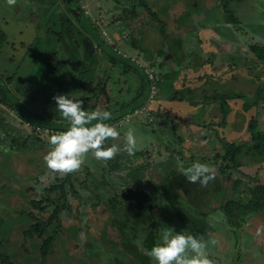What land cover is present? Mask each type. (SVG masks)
<instances>
[{
  "label": "rangeland",
  "instance_id": "rangeland-1",
  "mask_svg": "<svg viewBox=\"0 0 264 264\" xmlns=\"http://www.w3.org/2000/svg\"><path fill=\"white\" fill-rule=\"evenodd\" d=\"M52 1L54 3L50 4L51 8L48 15L60 13L59 10H61L64 15H69L72 27L77 31L79 30L81 36L86 34L94 43L100 46L101 50L103 49L105 55L115 54L116 52L113 51H116L115 48H118L135 60L133 61L130 58L132 61V68H130L126 65V61L116 56V65L110 62L105 63L102 69H98L96 77L107 78L109 80L106 85L108 87L104 95L101 96V101L109 102H107L108 104L105 106V109L111 113V118H116L112 120L111 125H119L120 128L118 130L122 134L129 127L133 128L137 136L138 150L134 155H129L123 150L119 152V154L128 160L119 172L111 169L114 158L107 163L97 161L91 155L86 158L85 164L76 173L81 181L85 180L84 184L88 181V183L93 182L96 185L93 187L94 185L91 184V189H88V183H86L87 187L83 188V185L77 181L75 182L77 193H73L72 189H70V184L66 185L64 196L60 200H56L60 206V211H62L61 215L65 224L61 227V232H56L54 240V249L56 250L45 261H42L40 259L39 248L34 245L31 247V244H28L26 247L29 250L26 252L19 245L23 238L21 231L25 229V224L27 223V219H29L26 216V203L28 200H25L30 198L31 195L41 194L44 189L49 188L51 185L65 181L68 175H55L47 169L44 156L51 149V145L48 143L50 135H42L44 141H46L44 145L38 147L35 144L33 146L31 142H34L38 138L37 132L28 127L27 123L22 120L13 122V118L15 117L13 111H6V114L5 112H1L0 117L4 118V122L0 120V239H5L7 243H3V246H6L0 247V249L12 254L16 260V264H141V261L136 258L133 248L130 247L131 244H124L122 242V239L126 240L127 235L131 236L134 230L133 222L130 221L133 218L131 217L125 222L126 217L117 213V210L108 212L106 209L101 212L99 210V206L101 205L97 204L98 199L92 192V189H95V192L98 193L103 192L104 198L108 200L114 198L113 196L119 197L118 192L120 193L131 186L135 193L141 195L147 194L150 197L153 203L152 211L158 218L156 222L159 224L161 231L165 228H172L177 233L186 232V234L196 235L199 238L203 234L199 230H205L206 232L202 238L205 239L206 236H209V239L217 241L215 245H209L208 248L212 261L215 258L211 255L210 251L215 250L214 252H216V250H220L223 246V249L228 247L232 255L234 248L231 247V243L228 244L226 241L232 242L228 238L236 236L237 233L232 230L239 217L237 216V218L229 220L220 209L214 211V209H210L208 206L207 210L206 205L205 209H203L206 215H197L201 220H204L200 222L202 226L193 224L190 220H187L188 213L191 214L193 209L182 194L180 195L182 198L181 202L174 200L176 198V188L171 187L170 193L168 192L169 194H167L164 188L165 177L169 178L172 176L171 172L174 166H171V159H177L175 168L178 169V162L187 167L197 159H212L218 153L224 154L226 150L223 148L221 139L235 145L245 144L250 138L248 125L256 115L255 111L257 110L254 107V103L257 100L254 94L255 91H251L252 89L247 83L241 85L236 82L231 84L230 82L229 89L226 88L224 90H229L230 95L233 93L231 95L233 99L228 100L230 109L229 107L226 108L224 114L220 110L219 103L192 107L186 102H171L163 97L159 99L156 96L157 92L154 94V99L151 96L148 98L150 86L146 78L144 82L142 80V69L148 73L149 77H152L158 73V69L156 68L158 62L157 60L150 62L146 61L145 58L143 59L139 52L131 48L126 42L127 40H125L128 34L126 30L127 26L123 28L120 27V24L113 22L114 19L122 14L124 5L129 7L130 3L127 0ZM151 1V4L157 8L156 10L159 12V15L167 18L169 22L177 25L183 24L186 27L188 25L193 27L195 25V30L191 31L184 42V49L185 53L188 51L191 54L193 53L192 51H198L204 55L207 62L206 67H204L206 72L219 73L225 71L223 77L229 79L232 76L231 72H233V70L228 69L230 64L241 65L242 70L252 67L254 55L249 51L250 42L248 39L250 37L244 31H237L234 35L232 34V29H226L224 22L218 23L216 16L219 15V12L215 9V0ZM253 1L246 0L244 3H239L240 7H245L239 10L240 18L249 8L251 9L254 4ZM256 1H259L261 4L259 8H262V10L259 15L261 14V18L264 21V0ZM5 3H7L6 0H0V16L5 11L4 7L7 8ZM245 16H248L247 22L254 21L251 11ZM257 18L258 15L256 21ZM150 24L154 26L153 22ZM16 32L19 41L29 43L28 38L30 36L28 37L27 32L21 31L20 27ZM143 32L144 37L148 40V43L145 41L146 45L151 46L154 41L153 39L156 38L154 28L150 27L149 30H143ZM40 35L36 33L35 38L31 41V47H42L43 42L41 40L35 42L36 38ZM2 42L4 44V41L0 40V44ZM16 45L19 47L18 43ZM64 49L70 59V50ZM64 49L59 51L54 60L63 57L64 51L62 50ZM65 57L67 55L63 58L66 59ZM192 59V57H188L182 63L176 76L180 80L183 77H197L200 74V72H194L191 68L190 61ZM133 63L135 64L133 65ZM36 69L38 68L36 67ZM28 70L29 67L25 63L21 67L19 74L26 75ZM66 71L65 68L64 72ZM261 71L264 73V64L261 66ZM241 74L245 79L253 78L247 76L246 72H242ZM63 77H66V74H63ZM86 77L88 76L86 75ZM12 78L13 80L11 77H0V81L2 79L8 80L9 89L17 97L11 98L18 106L21 103L17 102L16 99L19 98L18 100L23 102L21 109L27 112L26 115H28V118L33 123L40 124L42 122L41 119L50 120L48 121L50 126H59L61 125L59 123H65L55 120L56 118H64L56 110L57 105L53 97L49 99V97L44 96L41 92L36 91L32 95L33 93L29 91L30 87L28 83H22L20 77ZM166 80L161 81L159 90L167 95L170 93L169 90L172 89V80ZM261 80L264 82V76L261 77ZM176 87L177 85H174L173 89H176ZM230 87L238 88L239 91L233 89L231 91ZM96 88L97 86L95 85ZM142 88L145 94L140 96ZM15 89L20 94H15ZM92 94L94 92H87L83 93L82 96L92 97L90 96ZM261 94L262 92H259L257 98H260ZM109 95L110 99L108 98ZM69 98L80 100L81 96L72 95ZM263 103L264 101H262V105ZM135 106H139L137 109L140 111L145 108L144 113L138 116L126 114L131 112ZM43 107H47L50 112L52 111L51 115L48 116L45 112L42 113ZM88 108L90 106H85L84 110L89 112ZM149 112L150 114L148 115ZM226 112H229L227 117L229 123L225 126L220 125L226 119ZM263 118L264 115H260V121ZM107 122L109 123L110 121ZM258 124L259 130L264 132V122H259ZM12 140H17L19 143L27 145V147L18 150V160H12L15 156L10 154L5 155V152L15 151L14 149L11 150L9 146ZM111 143V141H107L105 146ZM120 147L123 149V145H120ZM1 148H4V150ZM182 157L184 160L181 159ZM208 163L210 162L208 161ZM221 163L222 165L224 164L221 161L217 162V164ZM212 164H214V161ZM246 165L244 163L241 166L243 167L240 170L242 173L246 172L252 176H255V174L264 175V170H259L260 167L262 169V164L253 166L250 169L246 168ZM12 166L15 169H19L22 166L27 167V175L23 177L11 173ZM86 166L89 169L90 175L85 170ZM255 170H257L256 173ZM148 172L152 175L151 177L147 176ZM233 174L236 173L233 172ZM239 175L241 174H236V176ZM149 178L152 180H149ZM100 182H105V184L102 185L103 183L100 184ZM20 185L23 189H27L29 186L35 187L37 192L25 195L19 187ZM208 185L216 189L214 191L215 197L210 199V201H213L209 203L220 206L224 200L221 193L218 194L219 190L216 188L215 182L212 181ZM228 186L229 182L226 183L225 187L228 188ZM51 197L58 198V195L52 193ZM178 203H181L186 208L185 211L184 209H179L181 205ZM94 204H97V206H94ZM17 210L21 214H17ZM192 215L194 214L192 213ZM99 219L100 222H98ZM122 223L127 227L123 228ZM132 241L136 242L137 239L132 238ZM153 264H155V261H153Z\"/></svg>",
  "mask_w": 264,
  "mask_h": 264
},
{
  "label": "trees",
  "instance_id": "trees-1",
  "mask_svg": "<svg viewBox=\"0 0 264 264\" xmlns=\"http://www.w3.org/2000/svg\"><path fill=\"white\" fill-rule=\"evenodd\" d=\"M245 1L246 0H215L216 3H214L216 4L215 9L219 12V18L218 16L216 17L218 20L224 21L225 25L227 26L226 29H232L234 31H232V34L237 33V31H244L245 34H248V37H250L248 39L250 42L249 51L254 55L252 67L246 68V70H242L241 65H234V63L230 64L228 69L233 70V72H231L232 76L229 79H226V77H223L225 75V71H221V73H214L210 71V73L204 70L207 62L204 58V55L200 52L192 51L193 53L190 54V52L186 51L185 53L184 42L191 31L195 30V25L193 27L188 25L186 27L183 26V24L177 25L173 22H169L167 18L159 15V12L156 10L157 8L151 4V0H127V2L130 3V6L127 7L124 5L122 8V14L114 19L113 22L120 24V27L123 28L127 26L126 30L128 31V34L125 40H127L126 42L131 48L139 52L143 59L145 58L146 61L150 62H155L157 60L158 62L156 66L158 73L154 75L153 79H150L145 70L142 69V80L144 82L146 78L150 86V91L147 97H150L152 87L154 86L157 92L156 96H158L159 99L163 97L171 102H186L192 107L206 106L211 103H219L220 110L224 114L226 108L229 107L230 109V103L228 100L233 99L231 97L233 93L230 95V91H225L224 89H229L230 82L231 84L236 82L241 85H245L246 83L250 85V88L252 89L251 91H255L254 94L257 99L254 105H259V103L264 99V82L261 80V77L264 76V73H262L260 70L261 65L264 64V41H261L264 40V21L263 18H261V14L259 15L260 11L262 10V8L259 7L254 10L249 8L250 10L248 9L247 12L242 14L243 16L241 18L239 17V10L241 8H245L240 7V4L244 3ZM249 11H251L253 14L254 21L252 22L246 21L248 16L245 15L249 14ZM257 15L258 18L256 21ZM152 22L154 23V26L153 24H150ZM150 27L154 28V35H156V38L153 39L154 41L151 46H147L145 41L148 43V40L144 37L143 30H149ZM0 40H3L4 43L6 42L7 38L5 33L0 32ZM3 45L4 44L2 42V44H0V50L2 49ZM98 48L101 49L100 46H98ZM115 54L109 56L105 55V57H107V59H109L112 64L116 65V56H119V58L126 61V65L132 68L131 60L120 56L118 53ZM188 57L193 58L190 61L193 71L200 72V74H198L197 77H183L180 80L178 77H176L177 73L180 70L182 63ZM134 64L135 63H133V65ZM242 72H246L247 76L253 78L245 79L241 74ZM11 79L13 80L12 77ZM165 79L172 80V89L169 90L170 93L167 95L159 90L161 81ZM108 81L109 80L107 78L104 79L97 77L96 83H93L92 85L94 86V94L90 98L81 99L83 103H86L89 100L96 103L100 94L104 91ZM95 85L97 86L96 89ZM98 85L100 86L98 87ZM174 85H177L176 89H173ZM230 89L231 91H239V89L235 87H230ZM259 92H262V94L259 96L260 98H257V94ZM144 94L145 91L142 88L140 96H143ZM11 97L16 96L9 89L8 80L2 79L0 81V113L5 112L6 114V111L11 110L14 114H16V116L20 117L23 122L31 123L33 126L41 125L54 129H68L69 124L67 122L59 123L61 124L59 126H50V124H48V121L50 120L48 119H41L42 122H40V124L33 123V121L28 118V115H26L27 112H24L21 109L23 102L19 101V98L16 99L17 102L21 103V105L19 104L18 106ZM138 107L139 106H135L132 108L131 112H133ZM228 113L229 112H226V119L222 122L223 124L221 123L220 125L225 126L229 123V120H227ZM113 119L116 118H111L109 120L110 124L112 123ZM0 120H2L1 122H4L3 117H0ZM258 123L259 121L257 117L254 116L248 125L250 138L245 144L235 145L234 143H230L221 139L223 148L226 150L224 154L218 153L212 159L203 158L202 160L198 161L201 163L210 164L217 169V176L214 182L216 188L219 190L218 194L221 193L224 201L220 206L214 205L213 209L214 211H218L220 209L229 220H233L238 216L239 218L237 219V223L234 224L235 227H238V224L243 221L246 216L264 214V177L258 174L255 177L244 174L236 176V174L239 173V168L244 165V163L246 164V162L256 164L259 163L262 164L264 168V132L259 130ZM114 126L117 127V129L120 128L119 125ZM32 130L37 132L38 138L35 139L34 142H31V144L33 146L37 144L38 147L44 145L46 141H44L42 134L34 129ZM24 145L25 144H21L17 140H12L9 146L11 150L14 149L15 151L5 152V155L7 156L10 154L15 156L12 158V160H18V150L27 147V145ZM107 146H111V144ZM1 149L4 150V148ZM181 159L184 160L183 157ZM174 160L175 159H171V166L174 167L172 168L171 172L172 176H170L168 179L169 189L174 187L178 192H181L183 197H185L186 201L197 215H206V212L203 209H205V206L207 205L208 210V206L214 204L209 202H212L213 200L210 201V199L215 197V187H212L211 185H207V187H201L199 183L193 184L188 182V180L179 172V170L175 168L177 159L175 161ZM127 161L128 160L126 157L118 153L114 158L111 169L119 172L124 164L127 163ZM208 161L210 163H208ZM213 161L214 164H212ZM219 161L223 162L224 164H217ZM12 167L11 173L18 174L23 177L27 175V167L22 166L19 169H15L14 166ZM85 170L88 172L87 174L90 175L87 166L85 167ZM233 172L236 174H233ZM77 181L83 185V188L87 187L86 183H88V181L84 184L85 180L81 181L77 173L68 174L65 181L60 182L59 184L57 183L55 185H51L49 188L44 189V191H42V193L39 195H31L32 192H37L35 187L29 186L27 189H23L21 185L19 186L25 195H31L30 198L25 200H28L26 203V216L29 219H27L25 229L21 231L23 238L19 244L26 252L29 250V248L26 247L28 244H31V247L34 245L35 247L39 248V252L41 254L40 259L45 261L50 256V254L56 250L54 249L56 232H61V227L65 224L61 215L62 211H60V206L56 200H60V198L64 196L67 184H70V189H72L73 193H77L75 186V182ZM227 182H229L228 188L225 187ZM91 184L94 185L93 187L96 185L93 182L88 183V189H91ZM100 184L104 185L105 182H100ZM92 190L93 194L98 199L97 204L101 205L99 206V210H101V212L106 209L108 212L117 210V213H120L126 217L125 222L129 218H133L130 220L133 222L134 228L133 231L130 229L132 231L131 237L140 240V244L144 250H150L159 241L161 230L158 227L159 224L156 222L158 220L153 215V213L149 211V208L145 206L143 198L140 199L135 197L134 201L133 199H129L130 195L127 194L124 195L122 199L120 197L114 196L113 199L106 200L104 198L103 192L98 193L95 192V189ZM52 193H56L58 198H52ZM97 204H94V206H97ZM16 213L18 214L20 212L17 210ZM198 217L199 216H196L195 214H191V217H188L187 220L192 221L193 224L202 226L200 223L201 221L198 220ZM98 222H100V219ZM124 223L121 224L123 228L127 227ZM209 229H211V227H209ZM236 229L234 230L237 233ZM131 237L128 236L126 240L123 239V243L131 244L128 242ZM3 243L5 244L7 241L5 239H0V247L2 248L6 246H3ZM130 247L133 248L134 254L136 255V258L141 261V264L153 263L152 259L143 253L142 248L134 244H131ZM0 264H16V260L12 254L0 249Z\"/></svg>",
  "mask_w": 264,
  "mask_h": 264
},
{
  "label": "crops",
  "instance_id": "crops-1",
  "mask_svg": "<svg viewBox=\"0 0 264 264\" xmlns=\"http://www.w3.org/2000/svg\"><path fill=\"white\" fill-rule=\"evenodd\" d=\"M37 2L38 0H27V2H25V0H19L15 6H9L5 3L7 8L4 7L5 11L2 12L0 16V32L6 34L7 40L0 50V76L20 77L22 83L29 84V91L33 93L32 95H34L36 91L41 92L44 96L49 97V99H51L50 97L61 94L68 96L78 95L81 96V99L90 98L82 95L87 92L93 93L94 86L91 85L96 83L98 69H102L103 65L110 62V60L105 57L103 49H99L98 45L86 34L81 36V32L72 27L69 15H64L61 10H59L60 13L48 15L49 9L51 8L50 4L54 3L52 0H39L38 4ZM253 2L254 4L251 10L261 7L259 1L254 0ZM220 21L221 20H218V23L224 22ZM18 26L21 28V31L24 30V32L28 33V37L30 36L28 38L29 43H24L17 39L16 31L19 29ZM36 33L41 35L36 38L35 42L41 40V42H43L42 47H31V41L35 38ZM15 42L18 43L19 47ZM64 48L70 50V59ZM61 49H64L62 50L64 51L62 54L63 57L67 55V57H65L66 59L61 57V59L54 60ZM23 63H27L29 67L26 75L19 74L21 67L24 65ZM36 67L38 69H36ZM65 68L67 70L66 72H64ZM63 74H66V77H63ZM86 75L88 77H86ZM107 87L108 86H105L104 91L100 94L96 103L90 100L84 103V107L90 106V108H88L89 112L96 111L97 109L101 111L106 110L105 106L109 102H102L101 96L104 95ZM14 93L17 95L20 94L16 89ZM108 98L110 99V95ZM261 105L262 101L259 105L255 106L257 108L255 116L259 122H264V118L261 121L259 119L260 115H264V103L262 106ZM41 112H45V114L49 116L52 111L50 112L47 107H43ZM17 117L18 116L15 114L13 119L15 122H17V120H22L20 117ZM55 120L67 122L65 119L61 118H56ZM200 160L202 159H197L195 162ZM246 164L245 167L249 169L259 165V163L248 162H246ZM241 168L243 167L239 168V174L252 176L246 172L242 173L240 171ZM259 170H264V168L262 167L261 169L260 167ZM256 172L257 170H255V173ZM256 175L257 174H255V176ZM262 177H264V175ZM164 188H169L166 178ZM176 193L179 195L182 194L178 191H176ZM180 205L181 207L179 209H184L185 211L186 208L182 204ZM209 208L213 209L214 205H209ZM192 213L197 216L194 211ZM191 214L188 213L189 218ZM154 216L156 217L155 214ZM198 220L202 222L199 217ZM238 225V227L234 226V229L237 228L236 236L228 238L231 239L232 242L225 240L228 244L231 243V247L234 248L232 255L228 247L223 249L224 246L220 250H216V252H214L215 250H211L210 253L215 258L213 264H264V214L246 216ZM234 229L232 230L233 232H235ZM199 231L203 233L201 234L202 236L206 232L201 229ZM202 236L199 238H202ZM205 239H209V236H206ZM128 241L142 248L140 240L137 239V241H133V243L131 240ZM142 251L145 253L143 248ZM210 257L209 254V258Z\"/></svg>",
  "mask_w": 264,
  "mask_h": 264
},
{
  "label": "clouds",
  "instance_id": "clouds-1",
  "mask_svg": "<svg viewBox=\"0 0 264 264\" xmlns=\"http://www.w3.org/2000/svg\"><path fill=\"white\" fill-rule=\"evenodd\" d=\"M6 2L9 6L17 4V0ZM53 100L57 105L56 110L68 122L69 127L66 131L52 134L48 139L51 149L44 156V161L50 173L60 176L76 173L89 155L97 161L107 163L121 150L129 155H134L138 150L133 128L129 127L122 134L117 127L106 123L111 119L109 111L97 109L88 112L84 110L82 100H74L63 94L54 96ZM107 141L112 142L111 146H105ZM120 145H123V149ZM178 170L188 182L199 183L201 187H207L217 176L214 166L198 161L188 167L178 162ZM147 176L152 175L148 172ZM216 243L215 239L206 240L165 228L161 231L159 241L150 250L145 249V254L155 264H213L208 248Z\"/></svg>",
  "mask_w": 264,
  "mask_h": 264
},
{
  "label": "built area",
  "instance_id": "built-area-1",
  "mask_svg": "<svg viewBox=\"0 0 264 264\" xmlns=\"http://www.w3.org/2000/svg\"><path fill=\"white\" fill-rule=\"evenodd\" d=\"M115 52L116 53H118L120 56H123V57H125L126 59H129L130 60V58L133 60V58L129 55V54H127V53H124L123 51H121L120 49H118V48H115ZM133 61H135V60H133ZM147 73V72H146ZM148 74V73H147ZM149 76V75H148ZM150 79H153L154 78V76H152V77H149ZM154 94H156V88L153 86L152 87V92H151V94H150V96H151V98L153 99L154 97H155V95ZM145 109V108H144ZM144 109L143 110H138L137 108L133 111V112H130V113H132V114H130V113H126V114H129V115H131V116H133V115H139V114H141V113H144ZM150 114V112L148 113V115ZM128 115V116H129ZM108 123V122H107ZM110 124V123H109ZM27 126L28 127H30V128H32V129H34V130H36V131H38L39 133H41L42 135H52V134H55V133H58V132H61V131H66L67 129H54V128H50V127H47V126H41V125H32L31 123H27Z\"/></svg>",
  "mask_w": 264,
  "mask_h": 264
},
{
  "label": "flooded vegetation",
  "instance_id": "flooded-vegetation-1",
  "mask_svg": "<svg viewBox=\"0 0 264 264\" xmlns=\"http://www.w3.org/2000/svg\"><path fill=\"white\" fill-rule=\"evenodd\" d=\"M164 177H165V175H164ZM166 179H167V182H168V178L167 177H165ZM147 181V180H146ZM135 182V181H134ZM128 189H125V190H122L120 193L118 192L117 194L119 195V197L120 198H122V197H124V195H127V194H129L130 195V198L129 199H133L134 201H135V197H138V198H140V199H142L143 198V201H144V204H145V206L147 207V208H149V211H151L152 213H154L153 211H152V206H153V203H152V200L150 199V197L147 195V194H143V195H141V194H138V193H135V191H134V189L131 187V186H129V187H127ZM166 192H167V194H169L170 193V189L169 188H166ZM169 192V193H168ZM176 195V198H174V200L175 201H177V202H181L182 201V198L180 197V195L179 194H177V193H175ZM130 202V201H129ZM178 204H181V203H178ZM154 215V214H153ZM159 227V226H158ZM160 228V227H159ZM132 235V234H131ZM129 235H127V237H128ZM131 237V236H130ZM129 240H131V242L133 243V241H132V237L129 239ZM122 242H123V239H122ZM129 242V241H128ZM126 244V243H125ZM144 253V252H143Z\"/></svg>",
  "mask_w": 264,
  "mask_h": 264
}]
</instances>
